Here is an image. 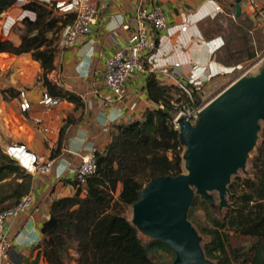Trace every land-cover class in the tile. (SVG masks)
<instances>
[{
	"label": "trees",
	"instance_id": "1",
	"mask_svg": "<svg viewBox=\"0 0 264 264\" xmlns=\"http://www.w3.org/2000/svg\"><path fill=\"white\" fill-rule=\"evenodd\" d=\"M15 1L0 0V19ZM231 6L235 12V2ZM24 9L34 13L35 19H23L19 44L11 39H0V53H31L41 64L43 74L39 80L48 92L61 100L73 102L76 109L82 108L84 102L79 95L58 86L48 77L55 69L59 53V39L55 32L71 23L75 15L57 16L53 8L39 2H31ZM250 20L237 17L239 23L228 28L216 23L219 31L229 39L238 31L248 29ZM237 46L229 43L222 46L217 54L218 60L237 65L248 58H245L244 47ZM146 88L156 107L147 108L143 119L115 125L112 141L99 155L97 173L85 186H79L73 196L53 202L51 216L42 226V246L49 264H68L69 258L74 264H156L149 254L150 249L173 252L159 241H151L145 246L139 230L123 213L125 206L133 205L139 199L142 188L150 180L185 172V147L174 114L180 112V103L188 101L189 96L179 86L163 83L155 73L148 75ZM14 91L6 89L2 94L5 97L20 94ZM194 95L199 105L201 95L196 92ZM70 122L68 119L64 127ZM251 166L253 177L236 176L230 184L233 206L226 210L224 217H214L213 206L198 195L190 208L189 219L193 221L196 209L202 208L213 225L202 231L211 236L203 248L215 264H264V131ZM13 175L21 181L15 184L9 205L0 209L17 205L30 192L31 183V174L0 147V181ZM74 183L78 186L77 181ZM232 231L253 238L252 246L245 253L230 246ZM72 249L77 256L71 254Z\"/></svg>",
	"mask_w": 264,
	"mask_h": 264
},
{
	"label": "crops",
	"instance_id": "2",
	"mask_svg": "<svg viewBox=\"0 0 264 264\" xmlns=\"http://www.w3.org/2000/svg\"><path fill=\"white\" fill-rule=\"evenodd\" d=\"M234 1L143 0L148 9L161 7L170 23L169 29L161 33L160 47L147 66L161 68L179 63L180 71L185 74H189L194 65L206 67L208 81L231 72L240 64L228 65L218 60V51L229 39L219 31L217 23L225 28L221 16L226 13L233 17L235 12L227 13L226 6ZM104 2L106 7L102 8L98 23L89 34L80 37L74 47L59 51L51 73L52 78L60 77V87L83 99L82 108L76 109L75 104L67 100L53 106L42 104L40 100L46 87L39 80L43 74L40 62L34 60L31 53H0V73L7 74L5 80H0V147L4 151L7 144L21 142L34 150L42 161L55 160L51 172L31 175L29 191L39 211L31 209L7 220L6 232L12 240L10 264H49L42 246V226L49 220L55 200L77 192L74 168L89 155L93 145H97L101 153L105 152L115 125L143 119L147 108L156 107L146 88L150 73L139 70L132 73L123 101L105 84L107 58L124 46L132 34L131 30L121 27V21L128 22L134 17L140 0ZM96 4L101 6L102 0H96ZM218 5L224 11H217ZM242 6L245 9V4ZM19 13V9L12 8V17L6 21H13ZM185 24L188 29L183 31ZM2 30L0 39H9ZM6 89L15 90L16 94L27 90L30 110L22 111L20 94L5 97L2 91ZM109 101L111 105L106 107ZM132 102L138 104L132 119L118 118L119 112L126 111ZM68 119L71 122L64 127ZM20 181L14 175L0 181V208L9 205L15 184ZM7 183L11 185H5ZM0 264L6 263L0 261Z\"/></svg>",
	"mask_w": 264,
	"mask_h": 264
},
{
	"label": "water",
	"instance_id": "3",
	"mask_svg": "<svg viewBox=\"0 0 264 264\" xmlns=\"http://www.w3.org/2000/svg\"><path fill=\"white\" fill-rule=\"evenodd\" d=\"M235 2L240 17L243 0ZM263 120L264 66L232 82L201 108L194 122L185 115L177 118L186 172L147 182L132 205L131 220L140 233L173 250L172 264H215L204 251L189 211L197 195L214 207L213 192L219 194L220 210L232 207L229 186L234 175L247 170Z\"/></svg>",
	"mask_w": 264,
	"mask_h": 264
},
{
	"label": "built area",
	"instance_id": "4",
	"mask_svg": "<svg viewBox=\"0 0 264 264\" xmlns=\"http://www.w3.org/2000/svg\"><path fill=\"white\" fill-rule=\"evenodd\" d=\"M31 2L45 4L63 16L72 13L75 15L71 23L64 25L55 32V36L59 39V51L74 47L80 37L89 34L92 27L100 20L102 8L106 7L104 0H102L101 6L96 4V0H16L10 8L1 14L0 29H4L6 23H10L6 19L12 17L10 14L12 8L19 9L20 13L11 22L19 20L21 16L23 17L21 22L25 17L35 19L34 13L24 9ZM242 3L245 4L243 11L251 19H255L257 14L264 18V8L257 0H243ZM216 10L224 11L220 5L216 7ZM233 17H236V14H233ZM169 26L168 18L161 7L148 9L144 5L143 0H140L134 17L128 22L121 21V27L131 30L132 34L124 46L118 48L107 58L105 84L120 101H123L127 96V81L135 70L155 73L163 83L169 84V82L173 81V84L179 86L187 93L189 100L180 103L178 117L185 115L194 122L201 110V107L196 102L194 92L200 94L203 85L208 81L207 68L194 65L189 74H185L180 71L181 65L179 63L174 66L166 65L161 68H150L147 66L148 63H151L160 47L161 33L169 29ZM187 29V24L182 26L183 31ZM51 73L48 75L49 79L61 86L60 77L52 78ZM20 99L22 111L30 110L31 102L27 90L22 89L20 91ZM60 101L61 99L51 95L47 88H45L40 100L42 104L47 106L57 105ZM109 105H111L110 101L105 103L106 107ZM137 106V102H132L126 111L119 112L118 118L126 117L131 120ZM37 121L40 122L39 119ZM4 152L31 175L38 172L49 173L55 163L54 159L42 161L34 150L21 142L7 144ZM100 153L99 147L93 145L89 155L74 168L73 172L78 187L85 186L89 178L97 173ZM31 209L33 211H39L40 209L36 205L34 195L31 192L24 195L14 207L0 209V261L3 263L10 264V251L12 248V240L6 232L7 220Z\"/></svg>",
	"mask_w": 264,
	"mask_h": 264
},
{
	"label": "rangeland",
	"instance_id": "5",
	"mask_svg": "<svg viewBox=\"0 0 264 264\" xmlns=\"http://www.w3.org/2000/svg\"><path fill=\"white\" fill-rule=\"evenodd\" d=\"M257 1L262 6H264V0H257ZM226 10H227V13L228 11L231 12L234 10V7L226 6ZM55 15L60 16V14L57 13L56 11H55ZM242 17L246 19V21H248V19H251L245 12H243ZM22 18L23 17L21 16L19 20L5 24V28L2 30L6 32L5 38L6 37L9 38L15 43L19 42L20 34L22 33L24 29V25L21 22ZM221 20L222 22L226 23L225 28H228L229 26L233 25V23L234 24L239 23V21L237 22V20H235L233 17H228L226 13L223 16H221ZM250 21L251 22L248 24V27H249L248 29L238 31L237 33L233 34V36L229 37V44L238 45L237 47H240V48L244 47L245 49L244 51L246 53L245 58L246 57L248 58L241 61L239 63L240 65L235 67L231 72L218 75L214 77L213 79H211L210 81H208L207 83H205L200 91L201 103L198 105L199 107L201 108L204 107L210 100L216 97L221 91H223L227 86H229L237 78L241 77L242 75L256 74L260 71V68L264 66V18L260 14H257V17L255 19H251ZM6 77H7L6 73L4 74L0 73V80L3 81L6 79ZM178 114L179 112L174 114L175 122L178 117ZM263 131H264V120L261 121V131H260L259 141H258L256 149L250 155V158H249V161L246 167L247 170L246 171L240 170L238 174L233 176L232 182L236 180V176H238L239 178L254 176L253 169L251 166V159L254 157L258 146L261 144ZM185 172H186V169H185ZM83 193L85 195V192ZM213 195L215 197V206L213 207L212 214L214 215V217L222 218L225 216L226 210L228 208H223L222 210H220L219 194L218 192H213ZM230 196L231 194L228 196L229 203L233 206V201L231 200ZM123 213L129 220H132L133 218L132 205L125 206ZM191 222L197 228L198 232L202 236V239H203L202 245L209 242L211 240V236L207 235L206 233H203L202 231L204 227L213 226L206 214V211L202 208H197L195 211V219H193V221L191 220ZM230 235H231L230 246L232 248H239L243 253L249 250V248L252 246L253 241H254L253 238L251 237L235 234L233 231L230 233ZM139 236L145 246H148V244L151 241H153L150 238L143 235L142 233H140ZM70 252L72 255L77 256L74 249H72ZM149 254L156 264H172L175 258L174 252L169 253L165 250L158 249V248L150 249ZM67 262L68 264H74L71 258H69Z\"/></svg>",
	"mask_w": 264,
	"mask_h": 264
}]
</instances>
